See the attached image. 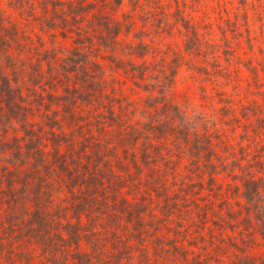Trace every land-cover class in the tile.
<instances>
[{"label":"trees","instance_id":"trees-1","mask_svg":"<svg viewBox=\"0 0 264 264\" xmlns=\"http://www.w3.org/2000/svg\"><path fill=\"white\" fill-rule=\"evenodd\" d=\"M193 2L199 19L188 0H7L20 20L0 6V264H210L207 244L219 260L229 242L199 232L194 252L178 239L187 222L264 239L257 102L238 108L219 91L206 115L173 99L185 63L207 79L234 62L259 81L264 0ZM172 34L181 46L166 42ZM127 80L138 97L124 93ZM217 109L253 116L239 122L237 148ZM220 174L233 200L201 204L204 188L218 195ZM234 254L229 264H264Z\"/></svg>","mask_w":264,"mask_h":264},{"label":"rangeland","instance_id":"rangeland-1","mask_svg":"<svg viewBox=\"0 0 264 264\" xmlns=\"http://www.w3.org/2000/svg\"><path fill=\"white\" fill-rule=\"evenodd\" d=\"M188 2L195 3L193 0H188ZM233 2H236V0H233ZM174 5V4H173ZM195 4H191L188 7V10L193 9V13L197 16V19L201 17V10L198 9ZM232 5L231 3L228 4V6ZM0 6L5 9L9 15L16 16L19 20L22 18L20 15H18L17 11L15 12L7 5V0H0ZM173 7V6H172ZM215 14L211 13V21L213 22V26L215 27V31L219 35V30L216 28V23L218 22V19L214 16ZM17 19V21H19ZM22 21V19H21ZM35 29L37 32H41L37 25H35ZM42 33V32H41ZM153 33V32H152ZM43 38L46 41V44H50V38L47 34L42 33ZM166 42L170 43L172 47L181 46V39L177 36V34H172L171 36H165ZM59 45H67L70 43L69 40H64L63 38L59 37V41L57 42ZM245 45V43H243ZM159 47L164 48L165 47V41L159 43ZM246 49V46L244 47ZM239 50H242L240 52L241 57L245 58L246 56L245 52L242 48ZM256 53L259 55V51L256 50ZM255 53V54H256ZM154 56H149V58H153ZM202 58V57H201ZM203 62L204 65H207V67L211 68L210 62H206L203 59H199V63ZM198 64V62L196 61ZM234 64L236 67V71L232 72L230 69V66ZM188 63L183 64L180 67V70L177 74V81L175 83L174 89H173V99L175 101H178L179 103H189L190 107H192L193 112H204L206 115H208L212 108H217L218 102H217V93L219 91L226 92L227 94L232 95L236 102H234V105L238 108L240 107V103H244L249 105L251 101H256L259 108L260 116L264 117V74L260 71L262 74L259 81L252 77L251 72L246 69L242 64L238 63H229L225 60H222V65L225 67L224 71L225 74L223 75H217L212 78H207L202 73H199L197 71L188 69ZM232 72V73H231ZM118 77L121 79H124V75L117 74ZM130 81L127 80V82H123L124 87V93L132 96V97H138L141 92H139L137 89H130L129 88ZM259 85V86H258ZM204 87V90L207 92L208 97H204L201 94L202 88ZM261 89V90H260ZM239 99V100H238ZM238 100V101H237ZM216 114L218 116V119L221 122V135H223V138L232 146L237 148V139L239 138V133L242 130V125H239V122H246L249 124L250 122L254 121L253 116H250L246 118L245 116H242L240 112L237 111H227L226 113H223L221 110L216 111ZM234 116H237L239 118L238 121H235ZM250 126V125H249ZM220 129V128H219ZM194 180H197V177H193ZM206 179V178H205ZM230 181L228 177H224L223 175H218V178L216 180V185H219L221 187V190H219L218 195L214 196V194L208 190V187L204 188L201 195L203 197L202 200H200V203L208 202L211 205H213L215 208H217L216 203L222 199V198H228L232 199L234 196H231V193L228 191L227 183ZM205 184V181H204ZM219 187V189H220ZM218 191V190H216ZM221 191V192H220ZM216 218V217H215ZM168 224L170 226H173V222L169 221ZM181 224H186V221ZM187 229L184 232V234H180L178 239L181 243L186 245V247H191L194 252L198 251V245L202 243L203 239L199 238V232L201 234H205V238L209 239L210 235L214 236L215 238H222L224 237V240L226 242H229L231 244L232 241H236L237 245L239 246H245V251L241 250H235L232 248V245H225V252H220L219 255L216 256L219 258V260L214 259L215 250L210 246V244H207V246L210 249V254L212 257L210 264H229L230 259H236L237 256L234 254H250L255 256L257 262H261L264 259V239L261 237V235L256 234L255 235V241L253 243V240H247L245 241V238L247 239V236H245L244 233H239L238 226H234V228L230 227H224V226H216L212 223V221H208L206 228H201L197 230L193 224L191 225L190 222L188 223ZM165 232H168L167 230H164ZM169 235L173 236L172 229L169 230ZM229 237V238H228ZM192 244H188V243ZM195 243V244H194Z\"/></svg>","mask_w":264,"mask_h":264}]
</instances>
